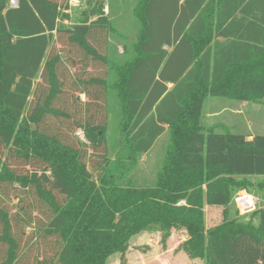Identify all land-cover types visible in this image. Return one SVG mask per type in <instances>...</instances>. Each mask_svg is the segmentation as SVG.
<instances>
[{
  "label": "trees",
  "instance_id": "1",
  "mask_svg": "<svg viewBox=\"0 0 264 264\" xmlns=\"http://www.w3.org/2000/svg\"><path fill=\"white\" fill-rule=\"evenodd\" d=\"M68 8L0 0V264H126L135 235L180 229L203 264H264V208L229 210L264 188V132L201 122L206 96L264 100V0H136L120 53L110 15Z\"/></svg>",
  "mask_w": 264,
  "mask_h": 264
},
{
  "label": "rangeland",
  "instance_id": "2",
  "mask_svg": "<svg viewBox=\"0 0 264 264\" xmlns=\"http://www.w3.org/2000/svg\"><path fill=\"white\" fill-rule=\"evenodd\" d=\"M135 1L69 0L68 13L71 22L74 23L85 19L86 13L91 9L100 8L103 13L110 15L114 30L109 40L111 44L116 46V52L120 53L123 49L122 45L135 38V30L138 27L132 13ZM92 19H94L93 16L88 17V20ZM69 23L67 20L62 22L65 26H68ZM113 51L111 49L110 54ZM110 60L123 62L124 59L120 55L115 59L111 57ZM81 98L84 99L83 95H81ZM201 122L205 127L215 125L248 136L263 133L264 100L238 101L223 96H206L203 103ZM77 136L80 139L84 138L82 131H78ZM167 142L166 137H161L155 142L153 148L141 157L143 167H140L147 173V179L142 181L144 184L151 183L149 181L151 173L155 176L156 170L161 165ZM248 177L254 183L264 180V175ZM245 199H247V202L244 201ZM229 203L231 215H234V212L237 211L240 219L247 220L254 209L264 208V188L254 185L249 190H238L233 194ZM222 220L223 217L216 220V223L218 224ZM253 220L256 222L255 218ZM186 237L184 230H172L170 236L165 240V244H163L159 232H141L132 237L130 241L125 257L126 264H203L201 259L190 258L181 248V243L186 240ZM105 264H120V253L109 256Z\"/></svg>",
  "mask_w": 264,
  "mask_h": 264
},
{
  "label": "built area",
  "instance_id": "3",
  "mask_svg": "<svg viewBox=\"0 0 264 264\" xmlns=\"http://www.w3.org/2000/svg\"><path fill=\"white\" fill-rule=\"evenodd\" d=\"M17 3H18V0H8V5L10 7H16L17 6ZM244 201L247 202V199H245Z\"/></svg>",
  "mask_w": 264,
  "mask_h": 264
},
{
  "label": "crops",
  "instance_id": "4",
  "mask_svg": "<svg viewBox=\"0 0 264 264\" xmlns=\"http://www.w3.org/2000/svg\"><path fill=\"white\" fill-rule=\"evenodd\" d=\"M168 86H171V84H168ZM111 256V255H110Z\"/></svg>",
  "mask_w": 264,
  "mask_h": 264
}]
</instances>
